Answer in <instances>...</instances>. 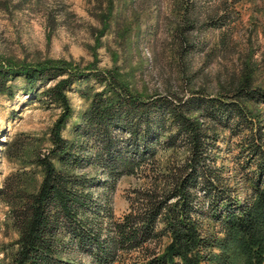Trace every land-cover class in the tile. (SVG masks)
Listing matches in <instances>:
<instances>
[{"label": "trees", "instance_id": "obj_1", "mask_svg": "<svg viewBox=\"0 0 264 264\" xmlns=\"http://www.w3.org/2000/svg\"><path fill=\"white\" fill-rule=\"evenodd\" d=\"M86 72L57 61L14 65L0 56V93L13 97L18 79L28 92L52 82L42 95L62 107L52 128L51 150L33 161L43 173L37 188L22 186L24 172L8 177L0 191L18 232L9 264H75L69 254L74 243L83 252L95 245V264H114L122 251L142 252L134 264H264V122L249 107L261 93L251 78L231 84L219 97L195 92L186 98L175 94L144 99L116 75L94 72L105 88L82 92L91 103L70 140L62 134L72 118L67 93ZM117 127L145 145L135 156L116 157L108 177L135 174L148 163L162 171L149 188L136 192L133 211L109 223L110 234L103 239L100 224L87 216L93 195L88 191L91 179L81 173L90 164L83 144L98 134L108 153ZM227 131L238 139L242 164L225 175L209 144H217L220 132ZM232 144L228 142L229 152ZM182 149L185 155L180 158ZM168 150L171 159L162 166L158 155ZM202 190L204 201L199 202ZM165 236L168 243L157 251Z\"/></svg>", "mask_w": 264, "mask_h": 264}, {"label": "rangeland", "instance_id": "obj_2", "mask_svg": "<svg viewBox=\"0 0 264 264\" xmlns=\"http://www.w3.org/2000/svg\"><path fill=\"white\" fill-rule=\"evenodd\" d=\"M0 56L14 65L57 61L88 71L68 89L72 118L62 134L70 140L75 139L74 128L91 103L82 92L93 94L105 88L91 75L94 72L116 75L144 99L175 94L186 98L195 92L219 97L231 84L249 76L253 87L261 91L257 103L249 107L264 122V0H0ZM13 83V97L0 93V191L8 177L24 172L22 186L34 191L43 173L33 161L51 150L52 128L62 107L42 95L52 82L31 92L23 79ZM112 137L115 144L108 153L98 134L83 144L86 164H90L81 173L91 179L88 191L93 195L87 216L100 224L103 239L110 234L109 223L133 211L136 192L149 188L162 171L148 163L135 174L108 177L109 164L116 157L135 156L138 147L145 145L118 127ZM227 141L233 143L230 152ZM236 142L227 131L220 132L217 144H209L225 175L242 164ZM171 153L160 152L162 166ZM184 155L182 149L179 156ZM203 193L198 192L199 202L204 201ZM17 238L10 207L0 197V264L10 263ZM168 241L165 236L157 251ZM96 250L91 245L83 252L74 243L69 254L75 264H95L92 253ZM141 254L122 251L114 264H134Z\"/></svg>", "mask_w": 264, "mask_h": 264}]
</instances>
